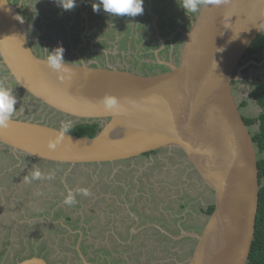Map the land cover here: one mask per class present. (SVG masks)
I'll list each match as a JSON object with an SVG mask.
<instances>
[{"label": "water", "instance_id": "95a60500", "mask_svg": "<svg viewBox=\"0 0 264 264\" xmlns=\"http://www.w3.org/2000/svg\"><path fill=\"white\" fill-rule=\"evenodd\" d=\"M264 31V0H222L201 7L185 33L177 63L155 74H139L114 65L65 60L71 78L61 80L38 55L18 6L0 0V64L29 99L77 123L99 124L94 136L61 132L47 122L12 116L0 128V150L22 161L32 157L77 165L114 163L145 153L180 152L212 197V212L186 264H247L255 239L260 203L259 155L251 127L236 95L241 65ZM238 72V74H237ZM105 94L119 97L120 113L99 103ZM56 143L54 149L49 143ZM81 258V248H77ZM18 264H49L33 256Z\"/></svg>", "mask_w": 264, "mask_h": 264}, {"label": "rangeland", "instance_id": "374dc122", "mask_svg": "<svg viewBox=\"0 0 264 264\" xmlns=\"http://www.w3.org/2000/svg\"><path fill=\"white\" fill-rule=\"evenodd\" d=\"M14 5L18 6L19 13L21 17L23 18L24 22L26 23L27 29L29 31V38H33L35 41L34 47L37 51V53L41 55L49 54V51H51L53 48H56L57 46H62L64 48V60L69 59L70 61H78V56L76 51H80L85 57V59H100L103 61V63H112L109 65H119V66H126L127 64H131L129 61L131 59L130 54L135 52L134 55H137L140 58H145L146 54L151 53L152 47H150L152 40L151 36L149 34H144V37L142 36L143 32L146 33V30L144 27H141L140 23L139 26H136L132 28L131 26L127 29L124 27L118 26L119 21L121 19H124L126 16H113L112 14L105 13V14H98L97 19L93 22L89 10L92 9V6H90L88 3V0H76V6L72 10H64L62 7L57 6L55 3V0H11ZM143 0V7L146 8L147 6L150 8L152 6V3L156 5V10H152L153 19H156V25L158 24L161 16L163 13H166L167 18H174L175 14H181L184 12L186 14V10L183 9L180 5L179 0ZM92 5V4H91ZM162 9V10H161ZM198 9L196 13H190L191 16L190 22L192 23L193 20L196 18V16L199 13ZM100 10H103L101 7ZM166 11V12H165ZM58 12V13H57ZM145 13L143 12L141 15V18L145 17ZM147 16V15H146ZM189 16V17H190ZM129 16L128 18H130ZM138 17V16H135ZM147 17H145L146 19ZM175 19V18H174ZM138 22L144 23L145 21L143 19L137 18ZM93 23H92V22ZM121 23V22H120ZM190 24V23H189ZM157 29L160 27H156ZM152 32L155 31L153 28H151ZM97 34V35H96ZM100 35V36H99ZM98 36V37H97ZM102 36V39H107L106 44H101V46H97L96 39ZM86 39V40H85ZM93 41V46H95V52L91 54L89 50V44L90 41ZM99 40V39H98ZM147 42V43H146ZM108 43V44H107ZM96 44V45H95ZM149 44V45H148ZM81 49V50H79ZM102 51H100V50ZM105 52V53H104ZM109 54L108 59L106 57V54ZM93 57V58H92ZM96 57V58H95ZM261 66L263 65L260 64ZM134 67V66H133ZM132 67V68H133ZM264 69H252V73L250 74L251 77L258 74H263ZM239 83H236L237 89H236V95L239 100V102H242L241 111L244 113V115L248 118L256 117L260 112L261 108L259 107L258 103L250 97V85L251 81L246 79H242L238 81ZM0 84H4L7 87L11 88L13 90V94L17 97V104L16 112L13 116L24 118V119H32L35 121H41V122H47L49 124H52L54 126L60 127L61 122H68L67 120H64L62 117H59V115L52 113L42 107H40L36 102L29 99L28 96L22 91L17 84L13 81V79L10 77L9 73L4 69V67L0 64ZM73 124V123H72ZM251 127V129H253ZM167 148L158 150V152L154 155L156 158V164L155 162H148V156H143V158H139V161H136V165H138L139 170L137 169L133 171L131 168H127V172L123 171L125 173H122V169L119 170L117 168V164L115 166L110 165V169L107 166L103 171L104 178H107L108 175L113 173L116 174V177L118 176V182H123L125 180V177L130 179V176L132 174L144 173L147 171L150 172V175H161L160 168L163 169V163L160 162V158L167 157ZM179 152L176 151L175 155H178ZM262 156V155H261ZM167 162L172 165V167L177 165V160H175L173 157H168ZM121 163V162H120ZM22 165V164H15V166ZM31 167L30 163H24L23 168L19 172H17V178L15 182V187L20 189L22 192V200L27 202L21 206L25 210V214L28 215V217H35L31 215L32 212H34L33 207L36 208V206H40L39 208L41 210L49 209V212L44 214L43 216H48L57 223L59 222L60 217H64L61 212L59 213L58 204L57 208L54 210L53 204L47 203L50 202V199L52 202H61L63 203V200L65 199L68 189L63 185L64 180L62 179L65 177V172L67 170L64 169V171L59 170V175L55 174L54 179L47 180V179H41V180H33L31 183H25L24 177L29 176L32 172V169H28ZM114 168V169H113ZM116 169V170H115ZM152 169H157L156 171ZM41 172L46 176L49 172H54V168L52 165H46L44 168L40 169ZM73 171V172H72ZM70 173H72V178L69 179L67 177L66 182H68V187L70 190L75 192L77 188H87L91 195L85 197L83 195H76V201L77 203L72 206H95L96 204H99V206H114L118 204V202L121 200L120 191H116L114 194L113 191H111V188L109 187L106 190L101 189L99 184H96L95 181H100L101 175L98 176L97 173L100 171L97 165L94 164H88L87 165H79L78 168H73ZM133 172V173H132ZM146 172V173H147ZM153 173V174H151ZM195 174V173H194ZM149 175V176H150ZM61 176V177H59ZM71 176V175H70ZM115 176V175H114ZM57 177V178H56ZM153 177V176H152ZM197 177V176H196ZM77 178V179H76ZM55 180L59 182H55ZM8 181V180H7ZM8 185V183L6 182ZM53 184V186H52ZM96 185V186H95ZM6 187V185H4ZM95 186V187H94ZM99 187V188H98ZM139 187V184L136 183L135 189ZM140 188V187H139ZM26 189H30L29 192H24ZM142 189H139L141 191ZM168 190V189H167ZM167 190L162 189V193L165 195L167 193ZM169 191V190H168ZM170 192V191H169ZM19 193L16 192L15 195ZM102 193V194H100ZM103 193L105 195H103ZM105 199L103 200L102 199ZM102 199V200H101ZM114 199L110 203V200ZM128 199V198H127ZM125 199L124 203H126L128 200ZM45 203V204H44ZM108 203V205H106ZM154 204L153 206H155ZM33 206V207H32ZM69 206V205H67ZM98 206V205H96ZM17 209V211L15 210ZM0 222L2 223L0 225V237L3 238L5 241L8 240V238H11L13 236L12 230L8 227V224L11 223L12 219V213L11 210L15 213L16 218H20L19 220H27L26 218H21L19 215H23V213H20L18 215V206H7L6 204L2 207H0ZM20 211V210H19ZM24 216V215H23ZM39 217V216H36ZM29 219V218H28ZM30 220V219H29ZM25 232L28 230L26 227L23 229L22 226H19L15 229L14 238H16L17 242V249H21L22 251L18 252L17 254L23 253V256L27 252H30V244L27 243V240L23 239V231ZM44 235L48 236V242L43 243V246H49L50 243L53 245L57 241V235L58 232L52 230L49 231L47 229L42 230ZM35 242V241H34ZM32 242L31 246L33 250L35 247L41 245L37 243L34 245ZM196 243V240H195ZM33 244V245H32ZM182 250H184L185 256L183 257L185 259L184 264H186L187 259L191 256L192 251H188L189 249L193 250L194 243L192 246L188 242L185 244H179ZM57 251L50 252V257H58L60 254L58 250H61V245H55ZM1 247V246H0ZM2 249V248H1ZM28 250V251H25ZM46 252V251H45ZM56 261V260H55ZM54 261V262H55ZM18 261H14L12 258L11 263L17 264Z\"/></svg>", "mask_w": 264, "mask_h": 264}, {"label": "crops", "instance_id": "0c3cea01", "mask_svg": "<svg viewBox=\"0 0 264 264\" xmlns=\"http://www.w3.org/2000/svg\"><path fill=\"white\" fill-rule=\"evenodd\" d=\"M155 6L152 3L149 10H156ZM168 157L169 155L160 159L163 163L162 174L154 177L150 175L155 190H149L147 187L139 191V187L135 189L136 186L130 185L129 181L125 191L119 189L121 200L118 203L122 206H99V204H96L98 206H67L57 202L61 214L64 215L59 218V225L65 228L63 232L66 234L61 231L62 234L60 233L56 238L55 244L50 243V247L36 246L35 251L42 253L46 251L50 254L57 251L56 244L61 245V250H58L59 254L61 253L59 264H184L185 254H182L184 250L176 243L179 242L181 245L188 242L190 246L195 244L194 237H188L187 233L202 230L210 214L212 197L201 185L186 160L176 159L177 165L172 167L167 162ZM71 174L65 172V177L62 176V179H65L63 185L68 190L70 189L66 179ZM55 182L59 181L55 180ZM129 187L131 190H127ZM162 189H168L170 192L167 190V193L160 197L158 191ZM11 190L14 191L11 195L13 196L11 204L18 206L20 210L18 215L23 213L24 216L22 214L19 216L27 220L33 218L28 217L21 207L23 206L22 191L17 189L15 184L11 186L9 194ZM16 192L19 193L15 195ZM23 192L25 195V191ZM156 193L159 195V200L154 199ZM136 198L143 200L146 206H129L135 203ZM3 199L0 207L5 205ZM125 199L130 203H123ZM154 204L156 205L153 206ZM53 208L55 210L57 205ZM15 210L17 211L16 208ZM11 213V223L7 228L10 227L15 231L17 227L23 226L21 225L23 220L16 218L14 212ZM41 219L44 220L43 222L47 221V224L55 223L51 218L45 220V216H41ZM115 230L121 231V234H117ZM68 235L72 236L71 239L67 238ZM2 241L0 237V242ZM78 247L84 254L83 259ZM2 262L1 255L0 264Z\"/></svg>", "mask_w": 264, "mask_h": 264}, {"label": "flooded vegetation", "instance_id": "af4514ba", "mask_svg": "<svg viewBox=\"0 0 264 264\" xmlns=\"http://www.w3.org/2000/svg\"><path fill=\"white\" fill-rule=\"evenodd\" d=\"M88 1H89L88 4L90 6H92L91 4H93L94 2H98V0H88ZM155 8H156V6H155ZM149 9L150 8H148V6H147L146 8H144V11H143L147 15V16L145 15V17H147L146 19H145V17L141 18L142 14L137 15L140 19H143L145 21L144 23L138 22V20H137L138 17L128 18L127 15H125L126 17L124 19H121V21H119V24H120V26L125 27V29H127L130 26L132 28L139 26V23H140L141 24L140 26L144 27L146 30V33L143 32V34H142L143 37H144V34H149V35L153 34L151 36L152 40L150 41V43H151L150 47H152L151 53L146 54L145 58H140L137 55H134L135 52H133L130 54L131 59L129 61L131 62V64H127L126 66L115 65L116 67L126 69V70H130V71H133V72H136L139 74H155V73H159V72H163V71L168 70L170 62L177 63L179 61L180 54H181V48H182L184 41H185V38H186L185 33L189 30V28L191 27V24H192L190 22V20L192 19L190 16L191 14L190 15L184 14V12L181 14L178 13V14L174 15L175 16L174 17L175 19H174L172 17L167 18L166 17L167 12L165 11L166 13L162 14L158 24L156 25V19L155 18L153 19V17H152L153 16L152 14H154V13H152V11ZM105 13L106 12H103L102 10H100L99 12H95V11H93V8L89 10V14H90V17H91L93 22L95 21V19H97L98 14H105ZM156 27H160V28L157 29ZM151 28H153L155 31L152 32ZM29 39H30V42L33 46V49L37 53V51L34 47L35 41L33 40V38H29ZM98 39H96L97 40L96 41L97 46H101V44H106L107 39H104V38L102 39V36L99 37ZM90 42L91 43L89 44V50H90V52H92L91 54H93V52H95V46H93L92 43H94V42L92 40ZM79 50H81V49H79ZM76 53L78 56V61H71V62L80 63L81 58H82L83 60H85L86 62H88L94 66H97L98 64L102 65V66H107L109 64H112V63H103V61L100 59H98V60L97 59H95V60L85 59L84 55L82 53H80V51H76ZM37 54L41 55L39 53H37ZM41 56H48V54L41 55ZM93 56H94V54H93ZM108 56H109V54L107 52V54H106L107 59H108ZM67 61H70V60L67 59ZM263 63H264V53H263V60L260 62H256L253 58H250L247 60L243 59L241 65H247V66L242 70V76H243V79L248 78V80L251 81L250 89L252 88V86L255 82L259 81V79H264V73L260 74V75L256 74V75H254V78H253V76L251 77V75H250L252 73V69H257V70L264 69ZM255 64H257L256 67L253 66ZM260 64H262L263 66H261ZM237 74H238V72H237ZM236 83L238 84L239 82H235V88L237 89ZM250 94H251V90H250ZM242 105H243L242 102H240V108L242 107ZM243 115H244V113H243ZM244 117H246V116L244 115ZM159 150H161V149H159ZM167 151L168 152H167L166 156L169 155L170 157H173L175 160L179 159V158L185 160V157L180 152L178 155H175L176 150L167 149ZM0 152H6V150H0ZM157 152H158V150L151 151V152L145 153L143 155L137 156L133 159L118 161V162H114V163L94 164V165H97L98 168L100 169V171L97 173V175L98 176L101 175L100 181L96 180L95 183L99 184V186L103 190H106L108 187H109V189L111 188V191H113V193L114 192L116 193V191H119V189H123V191H125L126 186H128L127 185L128 181H129L130 185L132 184V185L136 186V183H138L139 187H140L139 189H146L148 187L149 190H155L154 183H152L151 176H149L150 172L148 173L147 171H145L144 173L142 172V174L137 172V175L132 174L130 176V179L125 177V180L123 182H118L117 181L118 176L116 177V174H113V173L111 174V172L107 178H104L103 176H104L105 172L103 170L107 166L108 167L110 165L115 166L117 164L116 165L117 168H119V170L122 169L121 174L125 175V173L123 171L127 172V170H125V169H127L128 167L131 168L133 171H135L136 169L138 171L139 167H138V165H136V161L137 160L139 161V158H143V156H148V160H149L148 162H155L156 158L154 157V155ZM9 153H11V152H9ZM34 160L35 161L32 164L31 162L25 161L22 157V161L21 162L18 161V163L22 164V165H24V163H26V164L30 163L31 167L28 168L29 170L30 169L33 170L34 168L41 169V168H44L46 165H48V166L52 165V167L54 168V173L59 175V173H60L59 172V164L52 163V162H46L44 160H37V159H34ZM156 164H158V163H156ZM3 165L5 166L4 169L2 171L0 170V202H2V199L4 198L3 200H4L5 204L7 206H12L11 198L13 196L11 197V195L13 194L14 191L11 190L10 194H9V191L11 189V186H13L16 182L15 180L17 178V174H16V172H14V174H13L14 176H12L10 174V172H13L12 170H10L11 167H13V166L15 167V165L11 164V160L4 153L2 155H0V167ZM6 165H7V167H6ZM78 166L79 165H77L75 168H78ZM87 166H88V164H87ZM110 167H109V169H110ZM152 170H154V169H152ZM156 170L157 169H155L154 171H156ZM159 170L161 171V168ZM138 173H139V175H138ZM151 174H153V173H151ZM113 175H115V176H113ZM136 176H137V179L135 180ZM152 176L154 177V175H152ZM70 178H72V174H71V176L69 175V179ZM6 182L8 183V185L6 184ZM4 185H6V187ZM127 190H131V188L129 187ZM158 192H160V197H163V193H162L163 191H158ZM158 196L159 195L156 193V197L154 199L159 200ZM112 201H114V199H111L110 203ZM129 203L130 202H128V204ZM114 206H122V205H120L119 203L117 205H115V203H114ZM129 206H146V204L143 203V200H139L136 198L135 203L133 205L131 204ZM38 207H40V206H36V208L33 207V209H37ZM45 210H47V209H45ZM47 211L49 212V209ZM11 212H13V211L11 210ZM48 218H49L48 216H45V220H47ZM54 220L55 219L53 218V221ZM43 221L44 220L41 219V216H39V217L35 216L33 218H30V220H26L25 222H23L21 224V225H23L22 226L23 229L25 227L28 229L26 232H25V230L23 231V239L27 240V243L30 244V252H27L25 254V256H23V253L17 254L20 249L18 250L16 247L17 242H16V240H14V237H15L14 233L15 232L12 228H10L13 232L12 233L13 236L11 238H8V240H6V241L2 238L3 241L0 242V246H1L0 247V257H1V255L3 257L2 264H12L11 263L12 258L14 259V261L15 260L18 261L17 262V264H18L21 260L28 258V257H33V256L43 257L49 264H59V256L56 258L50 257L49 252H45V253L36 252L35 249L33 250L32 246H31V243L34 241L37 244L40 242L41 247H42V242L43 243L48 242V236L43 234V232H42L43 229H47L49 231L54 230V231L58 232V234H60V233L62 234L61 230H59V227H61L59 225V222L47 224L46 223L47 221H45V222H43ZM1 224L2 223L0 222V225ZM97 228H98V226H96V229ZM63 233L66 234V232H63ZM117 234H121V231L117 232ZM57 236H59V235H57ZM71 237H72L71 235L67 236L68 239H71ZM63 238H65V237H63ZM35 242L33 243L34 245L36 244ZM25 251H28V250H25Z\"/></svg>", "mask_w": 264, "mask_h": 264}, {"label": "clouds", "instance_id": "9594fccd", "mask_svg": "<svg viewBox=\"0 0 264 264\" xmlns=\"http://www.w3.org/2000/svg\"><path fill=\"white\" fill-rule=\"evenodd\" d=\"M180 5L186 10V14L196 13L198 9L206 4H220L222 0H179ZM57 6L64 10H72L76 6V0H55ZM104 12L112 14L113 16H131L135 17L144 11L143 0H98L92 4L93 11L99 12L100 8ZM64 48L58 46L51 51L46 58V64L49 69L55 72L61 80L71 78L72 66L65 63ZM99 103L103 105L106 111L120 113L125 109V105L121 99L115 95L105 94L100 98ZM17 104V97L13 94V90L4 84H0V128H6L11 122V118L16 112L15 105ZM73 124L71 121L61 122V132L58 135L56 143L60 139L65 138V133L69 132ZM56 143L50 142L49 147L54 149ZM54 172H49L46 176L39 168L34 169L29 176L24 177L25 183H31L33 180L54 179ZM83 195L85 197L91 195L87 188H77L75 192L68 190L64 199V204L72 206L77 203L76 195Z\"/></svg>", "mask_w": 264, "mask_h": 264}, {"label": "trees", "instance_id": "16d2710c", "mask_svg": "<svg viewBox=\"0 0 264 264\" xmlns=\"http://www.w3.org/2000/svg\"><path fill=\"white\" fill-rule=\"evenodd\" d=\"M263 53H264V31L254 40V42L250 45L248 51L244 55L245 60L253 58L256 62H260L263 60ZM254 67L257 66V64L253 65ZM246 72V71H245ZM250 96L254 98L259 107L261 108V112L256 117H245L246 123L253 127L251 129L253 134V140L255 142L258 155H259V168H260V183H261V189H260V203H259V211L257 216V223H256V232H255V239L253 242L251 254L249 257V261L247 264H264V79H259L258 82H255L251 88V94ZM101 129L99 124H89V123H77L74 124L73 127L69 132L80 135V136H94L99 130ZM6 154L8 158L11 160V164L15 165L18 163V159L14 156V154L9 153L8 150L6 152H0V155ZM262 155V156H261ZM23 159L25 161L34 163V158L32 157H24ZM4 165L0 167V170L2 171L4 169ZM7 167V165H6ZM23 168V165L21 166H13L10 170L13 172H10L12 176H14V172H19V169L21 170ZM67 168V164H59V170L64 171V169ZM36 169V168H34ZM33 169V170H34ZM32 170V171H33ZM30 189H26L25 193L29 192ZM26 201H21V204L24 205ZM47 203L53 204L54 207L57 202H52L50 199V202L47 201ZM45 204V203H44ZM41 206V205H40ZM213 207H210L209 213L212 212ZM48 210V209H47ZM47 210H41L39 207L37 209H34V212L31 213L33 216H43L48 211ZM61 208H59V213ZM63 229L65 228L59 227V230L63 232ZM22 251L21 249L18 251Z\"/></svg>", "mask_w": 264, "mask_h": 264}, {"label": "bare ground", "instance_id": "6f19581e", "mask_svg": "<svg viewBox=\"0 0 264 264\" xmlns=\"http://www.w3.org/2000/svg\"><path fill=\"white\" fill-rule=\"evenodd\" d=\"M117 17V16H116Z\"/></svg>", "mask_w": 264, "mask_h": 264}]
</instances>
